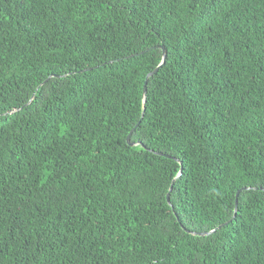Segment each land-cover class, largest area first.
<instances>
[{"label": "trees", "instance_id": "obj_1", "mask_svg": "<svg viewBox=\"0 0 264 264\" xmlns=\"http://www.w3.org/2000/svg\"><path fill=\"white\" fill-rule=\"evenodd\" d=\"M0 264H264V0H0Z\"/></svg>", "mask_w": 264, "mask_h": 264}, {"label": "water", "instance_id": "obj_2", "mask_svg": "<svg viewBox=\"0 0 264 264\" xmlns=\"http://www.w3.org/2000/svg\"><path fill=\"white\" fill-rule=\"evenodd\" d=\"M158 47H161L162 48V50H163V60H162V62L159 64V66H157L156 68H154L152 71H150L148 74H147V76H146V78H145V83H144V98L146 99V96H147V91H148V81H149V79H150V77L152 76V75H154L157 71H158V69H159V67L165 62V59H166V56H167V49H166V47L164 46V45H158ZM144 51H142V53H143ZM127 57H129V56H127ZM126 57V58H127ZM120 59H122V58H118V59H116V60H120ZM113 61V60H112ZM86 69H90V68H86ZM52 76H53V74H52ZM144 116V113H143V115H142V117ZM140 122H141V120L138 122V124L136 125V127L140 124ZM135 127V128H136ZM135 128L130 132V134H129V137H128V140H129V143L130 144H135L134 142H132L131 140H130V135L133 133V131L135 130ZM156 153H158V154H161V155H164V156H168V157H174L176 160H178V161H180V159L179 158H177V157H175V156H171L170 154H167V153H164V152H162V151H156ZM182 172H183V167H181V169H180V171H179V174H178V176H180L181 174H182ZM177 176V177H178ZM173 186H174V183H172V185H171V187H170V190H169V192H168V194H167V198H168V201L169 202H171V198H170V193H171V191H172V189H173ZM246 188H250V187H246ZM239 193H240V190H238V192H237V196L239 195ZM235 213H234V216L232 217V218H235L236 217V214H237V211H238V198L236 199V202H235ZM231 220V219H230ZM229 223V221H226V222H224V223H222V224H219L216 228H213L212 230H208V231H193V230H190V229H187L188 231H190V232H192V233H194V234H198V235H206V234H210V233H212V232H214L215 230H217L219 227H221V226H223V225H225V224H228Z\"/></svg>", "mask_w": 264, "mask_h": 264}]
</instances>
